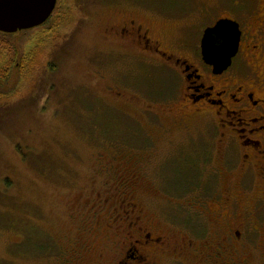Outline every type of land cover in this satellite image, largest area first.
Listing matches in <instances>:
<instances>
[{"label":"rangeland","instance_id":"rangeland-1","mask_svg":"<svg viewBox=\"0 0 264 264\" xmlns=\"http://www.w3.org/2000/svg\"><path fill=\"white\" fill-rule=\"evenodd\" d=\"M114 13L99 12L95 25L75 31L69 43L63 23L56 33L49 23L0 33V264H60L65 251L78 253L74 264H114L117 236L106 231V210L118 207L122 182L132 176L130 190L145 220L175 243L195 240L196 215L182 206L194 196L195 172L202 188L239 179L237 173L208 178L209 170L196 165L212 139L201 122L186 129L173 128L168 117L147 123L143 109L176 97L178 77L139 64L100 63L106 57L97 33L121 17ZM117 89L136 99H119ZM156 139L181 143L149 147ZM211 159L207 165L220 164L215 152ZM97 196L100 215L92 208Z\"/></svg>","mask_w":264,"mask_h":264},{"label":"flooded vegetation","instance_id":"flooded-vegetation-1","mask_svg":"<svg viewBox=\"0 0 264 264\" xmlns=\"http://www.w3.org/2000/svg\"><path fill=\"white\" fill-rule=\"evenodd\" d=\"M106 9L121 17L97 33L106 57L100 63L150 66L180 79L176 97L143 109L147 123L168 117L173 128L186 129L192 121L201 122L212 139L199 151L196 165L209 170L208 178L239 175L234 186L215 188L206 181L202 188L195 172L194 196L182 206L196 215L197 238L180 243L145 220L130 190L134 176L124 178V197L118 207L106 210V231L117 236L114 264H258L264 258V0H55L48 19L37 27L49 23L47 29L56 33L58 25L66 24L69 43L75 31L94 26L95 15ZM220 20L231 21L239 37L229 65L218 71L214 66L221 52L216 49L224 47L226 35L211 36L209 63L201 45L206 29ZM113 93L136 99L120 89ZM160 143L173 147L181 142L156 139L149 147ZM214 152L220 164L207 165ZM186 166L196 170L195 163ZM200 193L204 196H196ZM92 206L100 215V196ZM77 255L65 251L60 264H74Z\"/></svg>","mask_w":264,"mask_h":264},{"label":"water","instance_id":"water-1","mask_svg":"<svg viewBox=\"0 0 264 264\" xmlns=\"http://www.w3.org/2000/svg\"><path fill=\"white\" fill-rule=\"evenodd\" d=\"M54 4L55 0H0V32L13 34L43 24L50 16ZM230 24L231 21L220 20L214 27L206 29L203 35L202 54L208 63L213 59L211 36L225 34L227 37L224 47L220 46L216 49L221 52L219 62L214 66L218 71L229 65L231 55L237 47L239 33L232 32Z\"/></svg>","mask_w":264,"mask_h":264}]
</instances>
